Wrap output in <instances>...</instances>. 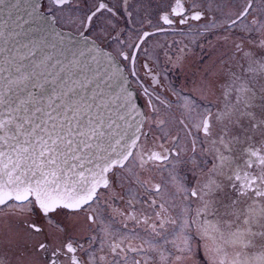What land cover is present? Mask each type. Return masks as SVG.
Instances as JSON below:
<instances>
[{"label": "snow or ice", "instance_id": "1", "mask_svg": "<svg viewBox=\"0 0 264 264\" xmlns=\"http://www.w3.org/2000/svg\"><path fill=\"white\" fill-rule=\"evenodd\" d=\"M233 3L238 7L225 13L222 22H210L211 29L223 30L227 50L215 59L209 57L199 82L194 83L202 95L214 97L192 123L196 139L191 150L196 153L198 141L199 154L211 157L207 160L210 167L191 190L178 176L170 175V180L178 192L203 202V211L197 213L201 217L208 215L206 198L221 192L227 181L237 196L226 210L234 221L227 224L226 234L219 226L208 227L206 220L190 233L196 221H186L189 231L182 230L169 240L166 226L176 220L161 197L162 185L148 174L166 167L173 157L178 160L180 152L164 143H146L148 134L143 128L148 114L137 108L126 88L115 95L107 92L117 73L101 70L105 57L109 63L117 57L127 61L130 74L136 76L139 53H146L143 44L154 33L140 30L130 42L129 31H137L131 27L130 0H117L116 4L112 0H49L47 11L53 17L66 13L62 18L80 39L69 41V55L61 52L63 59L47 55L31 69L12 66L9 61V68L2 70L8 74L0 89V211L37 210L26 227L36 237L52 238L36 244V250L44 253L51 246L49 264H58L65 255L70 264H97V260L104 264L103 256L88 261L77 256L78 250H86L71 239L55 246L56 237L66 231L57 217L64 211L76 214L92 209L102 195L107 197L105 206L109 200L126 203L127 207L114 211L145 225L151 236L147 240L138 234L120 239L112 236L108 249L114 258L126 257L129 251L154 252L158 264H195L193 244L198 236L208 264H264V0ZM40 7L32 5L33 11ZM196 7L188 0H169L158 16L156 32L165 31V26L205 20L206 12ZM141 23L152 26L150 19ZM182 60L178 57L174 66L178 68ZM141 67L155 78L151 64L142 62ZM144 93L151 104L148 88ZM201 163L193 161L194 168ZM141 190L155 198L138 201ZM240 197L245 200L237 210ZM138 202L143 210L136 208ZM97 211L86 217L90 224L96 223ZM103 231L111 236L109 228ZM157 237L171 244L172 251L165 254ZM133 239H141V244L131 246ZM228 249L235 250L234 256H228ZM113 264L119 262L114 259ZM133 264L149 261L134 260Z\"/></svg>", "mask_w": 264, "mask_h": 264}, {"label": "flooded vegetation", "instance_id": "2", "mask_svg": "<svg viewBox=\"0 0 264 264\" xmlns=\"http://www.w3.org/2000/svg\"><path fill=\"white\" fill-rule=\"evenodd\" d=\"M215 1L188 0L189 4L195 2L197 11L206 12V19L190 21L185 25H177L172 28L165 26V31L156 32V28L159 27L158 16L168 6L169 0H130L129 10L133 13L131 27L137 30L129 31L130 42L136 39L140 30L146 29L153 32L154 35L150 36L143 44L147 54L145 51L139 53L136 76L130 74L126 67L127 61L122 62L115 57L126 71L131 86L140 97L145 113L148 114L147 123L143 128V132L148 134L146 143H164L165 147L180 152V155H189L190 160L202 162L199 168H194L193 162L186 164L185 159L177 160L176 157H173L172 162L166 167L153 169L148 174L155 183L162 185L161 197L167 201L170 208L169 215L176 222L182 218L179 225L177 224L173 228L170 227L171 224L166 226L167 229L171 228L165 233L169 240L173 239L178 230L182 231L183 225H185L186 231H189L185 224L187 219L196 221L191 226L190 233H194L206 220L209 222L208 227L219 226L221 231L226 234L227 224L234 221L232 216L226 215V210L231 209V202L236 200L237 196L234 190L228 186L227 181L224 182L221 192L212 198H206L209 200L208 215L201 217L197 213L203 211V202L190 195L181 194L170 180V175L177 173L180 183L186 189L191 190L197 186L198 179L202 180L207 168L210 167L207 160H210L211 157L199 154L200 143L197 141L196 153L192 152L191 145L192 141L196 139L192 123L208 101L214 99L211 95H202L200 90L194 87V83L199 82L209 57L215 59L227 50V45L222 42L223 30L211 29V24L207 27L202 24L215 21L217 17V8L213 11ZM38 2L41 10L53 17L47 11V8L50 7L49 0H38ZM112 3L116 4L117 0H112ZM230 6L234 5L231 3ZM64 15L66 13H57L56 17H53L55 23L59 27L75 33V30L62 18ZM221 17L223 18L222 14ZM146 19L152 21L151 27L141 23ZM223 34L227 35V33ZM178 57H182L183 60L177 68L174 64ZM142 62L152 65L156 73L154 79H151L141 67ZM145 87L151 93V104H149V97L144 93ZM161 121L163 124L160 123ZM178 139L187 141L179 144ZM146 196L155 198L154 194L141 190L138 201H143ZM105 199H107L106 195H102L98 204L93 205V208L87 211L76 214L62 212L57 219L66 226V231L56 237L55 246L68 238L82 245L86 250H78L76 253L85 261L92 257L103 256L106 258L104 264H113L114 259L119 264H133L134 260L142 259H147L149 264H158L159 256L154 252L135 253L129 251L126 257L122 254L115 258L109 253L108 243L112 236L120 239L124 236L131 238L133 234H138L144 240L151 239V236L145 231V225H137L114 211L127 207L126 203L119 199L115 202L109 200L108 206H105ZM239 200L240 203L235 205L237 210L243 206L245 198L240 197ZM96 208L99 209L94 213L97 216V221L95 224H90L86 217ZM136 208L143 210L144 205L138 202ZM36 212L37 210L34 208L32 212L20 211L18 208H4L3 211H0V264H49L51 246L49 253H44L36 250V244L38 240H51L52 238L48 236L36 237L29 233L26 227L27 222L35 218ZM147 214L152 215V212L148 211ZM108 220H111V225ZM105 227L110 229L111 236L105 234L103 231ZM141 239H133L131 246H139ZM156 240L159 244L164 245L165 254L172 251L171 244H164V240L160 237H157ZM194 241L195 264H208L203 242L198 236L194 237ZM196 241L200 245L198 250L195 247ZM125 243L127 244V241ZM227 251L229 257L234 256L235 250L228 249ZM255 251L253 250V252ZM247 254L248 252L245 251L244 255ZM58 264H70V262L65 255L58 260ZM97 264H100L98 260Z\"/></svg>", "mask_w": 264, "mask_h": 264}, {"label": "water", "instance_id": "3", "mask_svg": "<svg viewBox=\"0 0 264 264\" xmlns=\"http://www.w3.org/2000/svg\"><path fill=\"white\" fill-rule=\"evenodd\" d=\"M33 4L39 5L38 0H4L0 4V89H3L4 77L8 74L2 70L9 68V61L12 66L23 65L31 69L33 63H38L47 55L63 59L61 52L65 56L69 55V41L80 39L75 33L56 25L53 17L40 8L33 11ZM104 69L109 73H117V78L111 81V88L106 91L115 95L122 87L126 88L132 94L137 108L145 113L137 92L130 85L128 75L118 60L113 57L109 63L105 57L101 65V70ZM138 119L143 121L144 117Z\"/></svg>", "mask_w": 264, "mask_h": 264}, {"label": "rangeland", "instance_id": "4", "mask_svg": "<svg viewBox=\"0 0 264 264\" xmlns=\"http://www.w3.org/2000/svg\"><path fill=\"white\" fill-rule=\"evenodd\" d=\"M233 4L234 6H230V4ZM236 7H238V5L237 4H235V3H233V0H216L214 3H213V11L215 10V8H217V17H216V19H215V21H217V22H222V20H223V18L221 17V14H222V16L224 17V14L225 13H229V12H231V11H233ZM211 21H209V22H204V23H202L205 27H207V26H210V23ZM182 139H185L186 137H181ZM187 139V138H186ZM187 140H181V139H178V143L180 144V143H182V142H186ZM177 159V158H176ZM178 159H185V163L186 164H190L191 162H193L192 160H190L189 159V155H180L179 156V158ZM175 176H178L177 175V173H175ZM186 216V215H185ZM187 217V216H186ZM182 218H179L178 220H177V222H176V224H174V225H170V227L171 228H173L175 225H179L182 221ZM109 221V224H110V221L111 220H108ZM187 221H188V219H187ZM111 225V224H110ZM171 228H169V229H167V231L168 230H170ZM182 230L183 231H186V229H185V225H183V227H182ZM166 231V232H167ZM179 232H181V231H177L174 235H176L177 233H179ZM198 244V242L196 241V244H195V247H196V245Z\"/></svg>", "mask_w": 264, "mask_h": 264}]
</instances>
